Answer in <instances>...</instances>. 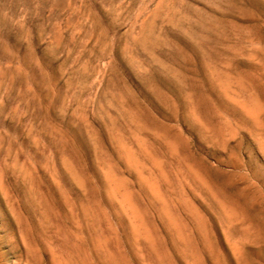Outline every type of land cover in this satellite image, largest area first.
<instances>
[{"label":"rangeland","instance_id":"1","mask_svg":"<svg viewBox=\"0 0 264 264\" xmlns=\"http://www.w3.org/2000/svg\"><path fill=\"white\" fill-rule=\"evenodd\" d=\"M0 264H264V0H0Z\"/></svg>","mask_w":264,"mask_h":264}]
</instances>
